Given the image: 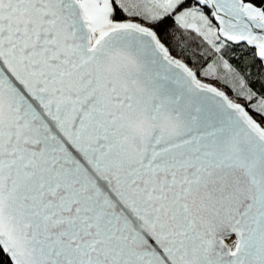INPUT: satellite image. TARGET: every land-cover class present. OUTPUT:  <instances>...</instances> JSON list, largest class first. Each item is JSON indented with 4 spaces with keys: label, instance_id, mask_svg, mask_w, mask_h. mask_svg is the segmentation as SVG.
Here are the masks:
<instances>
[{
    "label": "snow or ice",
    "instance_id": "6c2138e0",
    "mask_svg": "<svg viewBox=\"0 0 264 264\" xmlns=\"http://www.w3.org/2000/svg\"><path fill=\"white\" fill-rule=\"evenodd\" d=\"M0 264H264V0H0Z\"/></svg>",
    "mask_w": 264,
    "mask_h": 264
}]
</instances>
